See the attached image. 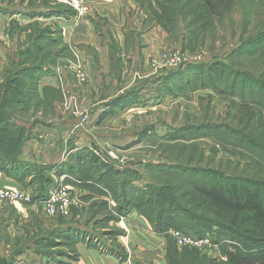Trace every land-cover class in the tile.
I'll return each instance as SVG.
<instances>
[{
  "label": "rangeland",
  "instance_id": "374dc122",
  "mask_svg": "<svg viewBox=\"0 0 264 264\" xmlns=\"http://www.w3.org/2000/svg\"><path fill=\"white\" fill-rule=\"evenodd\" d=\"M85 1L90 13L78 18L54 0H0L1 164L33 197L63 177L77 197L66 217L1 206L0 264H231L225 214L194 186L264 183V117L237 80L264 82V42L236 52L264 31V0ZM175 52L178 66L151 69V59ZM187 64L227 72L214 86L165 83ZM121 96L130 105L106 117ZM194 128L196 138L174 139ZM241 135L258 142L253 150L232 138ZM171 208L209 222L210 246H178L173 232L192 237L185 220L157 229L160 216H183Z\"/></svg>",
  "mask_w": 264,
  "mask_h": 264
},
{
  "label": "trees",
  "instance_id": "16d2710c",
  "mask_svg": "<svg viewBox=\"0 0 264 264\" xmlns=\"http://www.w3.org/2000/svg\"><path fill=\"white\" fill-rule=\"evenodd\" d=\"M207 4H210V1H206ZM64 9H66V12H75L71 8H67L61 5H58ZM264 42V31L259 33L257 36L249 38L245 40L239 48L236 49V52H241V50L245 47H248L250 45H253L254 43H262ZM254 46V45H253ZM227 72V69L224 70L222 65H214V68L207 67L206 64H187L183 69L175 72H171L169 75L164 77L165 83L167 82H174L178 81L181 78H187L189 82L191 79L193 80V85L191 86L194 88L197 84V82L201 81L199 84L206 85V82L209 81V84L214 86L213 84L217 83L220 78ZM231 71H229L230 73ZM233 75H235V71H233ZM195 77H199V81L195 79ZM241 79L243 82H247V84H243L240 87V93L239 96L241 98L249 97V98H256V102L260 104V108L262 110V115L264 117V82L261 83L258 79H250L248 76L244 75L238 76L237 80ZM239 81V80H238ZM167 85V84H166ZM190 87V86H189ZM236 87V84L234 82L229 83V90L231 92L232 89ZM259 90L260 94L254 95L253 92ZM130 102L124 99V96H121L111 103L112 111L109 112L111 114L112 112L117 111V109L125 108L127 107ZM135 104V102L133 103ZM103 119V118H102ZM217 129H225V128H218ZM217 129L215 131H217ZM229 130V129H228ZM180 135L174 139H179L181 136L184 137V134H188L189 137L196 138L199 130L197 128L194 129H188L185 131L184 129L179 130L178 132ZM177 133V134H178ZM176 135V134H175ZM174 135V136H175ZM243 136V135H241ZM235 139L236 142L241 143L243 141L244 143L248 144L249 150H253L254 146L253 143H258L255 140L248 141L247 138L243 137H232ZM255 138V137H254ZM242 143V145H244ZM2 161H0V171L7 172L6 174L8 176H11L12 178H15L12 173H10L6 167L1 164ZM159 166V165H158ZM169 169L171 167L160 165L159 169L157 171L164 172L165 174H170ZM177 169V168H175ZM19 171V169H17ZM14 172V171H13ZM19 179V177H17ZM16 178V179H17ZM222 181L226 180V178H220ZM20 180V179H19ZM227 180L230 183V187L227 188H219L217 186H213V183H206L205 181H202L201 178L197 179L195 181V191L199 195V199H203L209 206V209L212 211H218L223 212L225 215L223 217L224 221L228 224L229 227H231L230 233L232 235V238L230 239L232 242L236 245L239 244V246L231 245V250L228 253V261L231 264H264V245L262 249H254L253 243H248L249 240H246V243L241 242L243 235L247 234L251 237H257V239L264 244V201L260 197L259 190L262 191L264 195V183L259 184H249L250 182L245 179L240 178H227ZM236 187H235V184ZM229 186V185H228ZM49 190V189H48ZM47 191H39L40 193L34 195V200H41L45 199L47 196ZM157 197L160 193L159 190H155L153 192ZM157 199L153 202H151L156 207L163 208V204H157ZM169 209V208H168ZM175 212L182 214L183 216L180 218L178 216H174L173 213L170 214V216H160L158 218V221L154 223V226L157 229H164L165 227H174L180 225L181 220H185V222H188L190 224L194 223L193 226H184L182 227V231H190L188 234L195 238H203L208 234V231L211 230L210 223L207 221H204L202 219H193L190 213L187 211H183L182 209L177 208H171ZM182 210V211H180ZM173 211V212H174ZM212 211V212H213ZM181 216V215H180ZM196 220H199L200 222H197ZM213 225V224H212ZM235 229L241 231L242 233H239ZM236 239H240L241 241H238ZM257 248V247H256Z\"/></svg>",
  "mask_w": 264,
  "mask_h": 264
},
{
  "label": "built area",
  "instance_id": "2783aa9c",
  "mask_svg": "<svg viewBox=\"0 0 264 264\" xmlns=\"http://www.w3.org/2000/svg\"><path fill=\"white\" fill-rule=\"evenodd\" d=\"M54 1L56 4L71 8L78 18L88 14L89 8L82 0ZM181 60L182 58L179 53H162L151 59L150 67L154 72L158 70H166L178 66L181 63ZM63 178H61L60 182L55 186L51 187L46 198L41 200H34V197L31 194L21 189L0 188V207L16 204L26 206L42 205L47 217H66L69 215L72 206L76 205L77 197L75 190L70 185L65 184ZM172 235L178 246L199 249L204 246H210L211 244L208 235L201 239L184 236L177 231L173 232Z\"/></svg>",
  "mask_w": 264,
  "mask_h": 264
},
{
  "label": "crops",
  "instance_id": "0c3cea01",
  "mask_svg": "<svg viewBox=\"0 0 264 264\" xmlns=\"http://www.w3.org/2000/svg\"><path fill=\"white\" fill-rule=\"evenodd\" d=\"M83 2H85V4L88 6L89 8V11H88V14L90 13V6L88 5V2H86L85 0H82ZM72 22V21H71ZM78 23V22H77ZM82 23L79 24V26L81 25ZM21 183L19 180H17L16 178H12L11 176H7L3 173L0 172V188H11V189H20L21 187ZM17 205V204H16ZM15 206V205H14ZM29 208L33 209L34 208H39L40 207V210L42 211V214L44 216H46L45 214V211H44V208L41 207V206H35V205H32V206H28ZM15 209L17 210L18 213L21 214V212H23V209L20 207V206H15ZM89 257H92L93 255H90V254H87ZM85 261H89L88 259H86V254L83 255V260L82 262ZM84 264H87V263H84ZM111 264H113L111 262Z\"/></svg>",
  "mask_w": 264,
  "mask_h": 264
}]
</instances>
